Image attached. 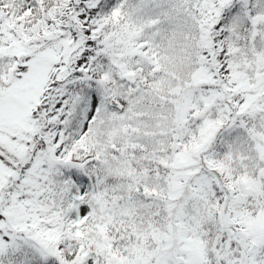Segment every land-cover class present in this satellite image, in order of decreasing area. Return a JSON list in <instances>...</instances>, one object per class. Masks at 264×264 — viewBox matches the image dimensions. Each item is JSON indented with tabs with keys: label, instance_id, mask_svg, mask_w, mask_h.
<instances>
[{
	"label": "snow or ice",
	"instance_id": "obj_1",
	"mask_svg": "<svg viewBox=\"0 0 264 264\" xmlns=\"http://www.w3.org/2000/svg\"><path fill=\"white\" fill-rule=\"evenodd\" d=\"M0 264H264V0H0Z\"/></svg>",
	"mask_w": 264,
	"mask_h": 264
}]
</instances>
